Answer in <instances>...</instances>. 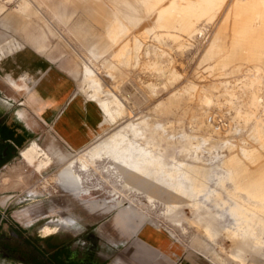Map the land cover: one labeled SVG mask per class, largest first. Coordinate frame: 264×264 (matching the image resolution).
Wrapping results in <instances>:
<instances>
[{
    "label": "rangeland",
    "instance_id": "374dc122",
    "mask_svg": "<svg viewBox=\"0 0 264 264\" xmlns=\"http://www.w3.org/2000/svg\"><path fill=\"white\" fill-rule=\"evenodd\" d=\"M26 1L30 7L23 14L22 0H0V20L31 23L34 33L51 39L50 54L62 69L72 70L78 63L76 89L95 106L97 128L103 124L98 101L110 93L121 101L122 115L115 114L101 136L120 132L132 138L133 146L151 152L157 162L135 179L160 191L150 200L117 173L111 160L95 157L92 148L100 137L71 152L74 157L59 167L70 168L80 180L73 192H62V180L47 155L41 159L50 163L41 174L22 158L31 147L28 143L20 158L0 170V193L18 194L6 215L28 224L42 208L49 220L69 216L81 226L99 228L111 241L156 229L178 253L202 264H264V196L259 188L264 187V19L258 17L262 0H247L236 8L240 0H223L194 23L189 34L159 27L154 17L166 4L157 0H146L151 10L144 0ZM180 2L166 7L162 21L170 27L179 24ZM116 4L137 12V22L129 25ZM117 21L129 29L119 49L107 35L109 22ZM168 30L180 38H168ZM158 34L165 35L158 40ZM10 37L0 27V42ZM135 39L142 44L138 53L133 44L127 46ZM56 43L70 56L63 59L67 51ZM85 64L93 69L92 77L85 76ZM8 83L16 84L10 78ZM190 85L197 88L188 90ZM25 88L18 81L14 89ZM208 113L229 115L232 127L224 136L210 131ZM127 124L136 125L142 137L135 139L124 128ZM37 144L41 147L42 142ZM229 234L236 238L233 243Z\"/></svg>",
    "mask_w": 264,
    "mask_h": 264
},
{
    "label": "crops",
    "instance_id": "0c3cea01",
    "mask_svg": "<svg viewBox=\"0 0 264 264\" xmlns=\"http://www.w3.org/2000/svg\"><path fill=\"white\" fill-rule=\"evenodd\" d=\"M260 14L264 16L263 11ZM0 27L11 35L0 42V140L29 142L28 146L42 142L41 147L37 145L50 159V166L57 170L74 157L71 152L80 151L94 138L102 137L101 133L109 128L108 121L98 105L103 124L97 128L100 118L95 106L76 89L74 79L80 74L78 63H74L72 70L62 69L50 54L51 39L41 32L34 33L28 22L18 25L0 20ZM54 46L67 51L63 59L70 56L60 43ZM9 78L16 84L21 81L26 88L14 89L8 83ZM11 161L1 162L0 170L8 168ZM21 226L25 224L16 217L1 213L3 234ZM120 238L113 241L114 256L110 264H202L198 259L178 253L170 239L156 229Z\"/></svg>",
    "mask_w": 264,
    "mask_h": 264
},
{
    "label": "bare ground",
    "instance_id": "6f19581e",
    "mask_svg": "<svg viewBox=\"0 0 264 264\" xmlns=\"http://www.w3.org/2000/svg\"><path fill=\"white\" fill-rule=\"evenodd\" d=\"M181 1H182V3L180 2L181 4H179L177 7V9H178L177 18L179 19V24L176 28H173V27H170L167 22L162 21V17L165 14V10H166L167 5H172V4L174 5L175 0H157L158 3L166 4V6H164L161 9V13H160V16L158 18L153 16L154 19L156 18V21L158 20L159 23L158 22L157 23L159 24L160 28H167V29L172 28V29H174L180 33L189 34L193 30V26L195 25L194 23L200 21L205 16H208L216 6H218L219 4H221L223 2V0H181ZM144 3L147 6L150 5V3H148L146 0H144ZM246 3H247V0H240V3H237L236 4L237 6L235 5V8L239 7V6L244 7L246 5ZM260 5H261V7H262L261 9L264 13V1H261ZM29 7H30V4L26 0H22L20 7H19V11L23 14H27L29 11ZM114 7L116 8L117 12L120 15L126 16L127 23L131 26L137 22L136 20L140 16V15L138 16L137 12L131 10L130 8H128L124 5L116 4ZM148 8H149V10L152 9V7H150V6ZM154 12H152V13H154ZM148 13H149V11H148ZM258 17L264 19L263 15L262 16L258 15ZM212 18L213 17L209 18V20H211ZM147 23H149V22H147ZM144 30L146 31L147 29L144 27ZM128 32H129L128 27L126 25H124L123 23H121L120 21H117L116 24L113 22H111V23L109 22V24L107 25L108 38L111 40L112 44L117 49H119L121 47V43L124 41V38L127 36ZM165 34L168 38L172 39L173 41H177V39L180 38L178 35L174 34L173 32L171 33L169 30L166 31ZM165 34H163V35H165ZM163 35L158 34L155 37H156V39L159 40ZM131 44L134 45V49H135L136 53L140 52L142 44L138 39H135L131 43H128L127 46H130ZM118 56L121 57V52L118 54ZM135 58H136V56H135ZM84 73H85L86 77H92L94 75L93 69L86 64L84 65ZM253 80H254V78H253ZM90 82H92V85L94 87L99 89V86L96 83H94L93 81H90ZM253 83H255V82H253ZM12 86L14 88H16L17 84L12 83ZM196 88H197L196 86L190 85V87H188V90H195ZM107 96L109 97L108 99L100 100V101H98V104L101 107L102 111L104 112V114L106 116V120H108V123H110V122H113L116 120L115 114L122 115V113L124 111V107H123L121 101L114 94L110 93V95H107ZM124 128L128 129V131L131 132V135L135 139L142 137V133H141L142 131L139 132L136 128V125L127 124ZM125 141L128 142L127 147L122 148L121 145ZM130 141H132V138L130 140L127 138L126 135L122 136V135H120V132L113 133L110 135H106V136L100 138L94 144V146L92 148L93 151L95 152L94 156L99 158V159L107 158V159L111 160V162H113V164L115 165L117 173L121 174L125 178L126 182H128L129 184L133 183L132 185H134L133 188L135 190L144 191V193L146 192L149 199L153 200L154 198H156L158 196V191H160V190L157 188H154L151 184H148L145 181L135 179V177H138V175L141 174V172H143V170H146L148 167L154 166L155 163L157 162V159H155L151 155V152L146 151L145 149L141 148L140 146H133L130 143ZM132 143H134V142H132ZM21 155H22V158L25 160V162L30 167H32L33 170H35L39 174H41L42 170H44L46 167H48L47 165H48V163H50V162L47 163L45 161L46 159L43 160L44 159L43 158V156H44L43 152L39 149V147L36 144H33V143L31 144V147L28 148L26 151L24 150V152ZM41 158H43V159H41ZM54 174L56 177H58L62 180V184L60 183L61 187H62L61 188L62 192L71 193V192H73V190L75 188L80 186L79 178L75 174H73L71 172L70 168H68V167L67 168H60V169L56 170ZM162 180H164V179L162 178ZM123 181H124V179H123ZM170 182H172V181H170ZM174 186H176V185L174 184ZM259 188L262 189V195L264 196L263 185L259 186ZM183 190H184V188H183ZM75 193H76V191H75ZM177 193H178V191H177ZM173 200H174V198H173ZM227 237L230 241H232V243L236 239L235 237H233L232 234H229Z\"/></svg>",
    "mask_w": 264,
    "mask_h": 264
},
{
    "label": "flooded vegetation",
    "instance_id": "af4514ba",
    "mask_svg": "<svg viewBox=\"0 0 264 264\" xmlns=\"http://www.w3.org/2000/svg\"><path fill=\"white\" fill-rule=\"evenodd\" d=\"M28 143L0 140V163L20 158ZM17 196L0 193V215L9 212ZM36 213L25 226L0 232V264H110L114 242L99 228L81 226L69 216L49 220L42 208Z\"/></svg>",
    "mask_w": 264,
    "mask_h": 264
},
{
    "label": "built area",
    "instance_id": "2783aa9c",
    "mask_svg": "<svg viewBox=\"0 0 264 264\" xmlns=\"http://www.w3.org/2000/svg\"><path fill=\"white\" fill-rule=\"evenodd\" d=\"M206 125L215 135L224 136L232 127L229 115L222 113H208L205 118Z\"/></svg>",
    "mask_w": 264,
    "mask_h": 264
}]
</instances>
